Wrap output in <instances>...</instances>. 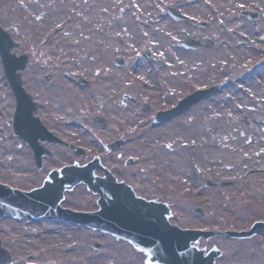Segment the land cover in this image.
Listing matches in <instances>:
<instances>
[{
	"label": "rangeland",
	"instance_id": "1",
	"mask_svg": "<svg viewBox=\"0 0 264 264\" xmlns=\"http://www.w3.org/2000/svg\"><path fill=\"white\" fill-rule=\"evenodd\" d=\"M174 1L0 0V24L15 41L11 50L16 54L28 53L22 76L23 85L39 102L34 113L64 139L79 143L85 149L84 154L73 155L62 144H49L56 149L55 154L47 157L40 169L34 168L28 145L11 130L9 111L14 97L0 59V181L28 188V184L36 182L34 179L46 173L50 166L72 159L83 161L99 152L107 140L125 135L130 141L127 145L139 146L144 155L154 154L155 174L161 177L162 187L170 188L174 183L179 190L191 185L193 204L201 199L199 204L205 214L195 215L181 202L177 211L193 225L241 229L255 218H264V181L245 180L241 171L244 159L224 151L220 145L223 139L237 138L240 145L251 146L259 136L256 128H264V69L249 70L250 63L264 54L260 33L250 32L248 35L253 36L256 46L249 44L242 49L235 45L237 39H242L235 32H218L224 39L229 34L235 38L231 49L176 48L174 38L182 36L181 28L189 32L192 25L174 20L165 11V5H172ZM218 1L233 3L237 0H178V7L194 20L223 18L231 26L239 22L235 3L230 9L213 10L211 6ZM255 1L256 5L262 3L259 0L247 3L253 8ZM160 16L168 18L169 32L164 28L147 27L149 19ZM215 29L219 31L217 26ZM198 31L200 37L205 33ZM120 37L123 39L119 40ZM146 47L154 57L163 58L165 64L152 65L144 54ZM225 54L232 59L228 60ZM117 56L126 62L119 68L113 64ZM225 58L230 70L220 67L221 59ZM133 61L146 65L154 82V92L147 89V83L128 74ZM184 63L197 83L209 82L216 72L217 75L233 72L238 86L245 78L254 79L253 76L258 75L260 79L253 81L257 84L253 83L250 96H238L237 90L230 92L233 86L226 85L217 95L186 114L151 123L154 110L170 105L177 94H185L186 73L181 69ZM42 72H51V79L41 80ZM79 76L88 80L87 86L78 84ZM106 81H109L107 87L104 86ZM226 98L230 100L227 111L221 106ZM143 102L149 104L148 110H143ZM259 104L263 111L247 115L258 110ZM96 115L106 119V127L94 124ZM244 120L249 121L248 124ZM102 159L106 163V157ZM260 164L264 165V157ZM192 169L197 170L198 178L189 182ZM175 175L174 182L170 181ZM205 176L217 180L218 186L204 188ZM42 181L39 178L37 184ZM76 188L81 189L83 185ZM0 221L22 222L14 217H3ZM16 226L23 228L26 224ZM17 235L24 264L28 259V229L23 232L18 229ZM199 243L206 247L219 246L222 250L217 257L219 264H261L264 258V232L243 239L215 234L200 238ZM83 258L77 264H82ZM113 260L114 264L122 263L120 258Z\"/></svg>",
	"mask_w": 264,
	"mask_h": 264
},
{
	"label": "flooded vegetation",
	"instance_id": "2",
	"mask_svg": "<svg viewBox=\"0 0 264 264\" xmlns=\"http://www.w3.org/2000/svg\"><path fill=\"white\" fill-rule=\"evenodd\" d=\"M247 1L248 0H237L233 3L231 1H226L225 3L218 1L215 4L218 10L221 11L225 7H233L234 3L235 6L239 3H243L246 6L245 10L255 13H242V11L237 8L239 22L234 27H230L229 24H220V21L216 19L209 20L205 18L206 23L200 28V30L205 33L201 34V37L204 39L206 37L212 39L213 44L210 49H219L220 41H226L228 43L222 46L224 48L231 49L233 46V39L235 38L231 37L229 34V36H226L227 38L224 39L220 37L221 33L218 32H235L236 35L240 34V32H246L243 39H237V41H235V45L239 49L249 47V44L255 46L256 41L252 42L253 36L250 37L248 35L250 32L254 34L260 32L261 39L264 40V0H259L262 3L258 1L260 6L256 5L257 2L255 1L253 3V8ZM247 16L253 18H247ZM186 22L193 25L189 20ZM216 26L219 28V31L215 29ZM191 32L199 31L194 28ZM224 68H226V66L223 67L222 70ZM188 74H190V76H188ZM175 79L178 80L177 77H175ZM187 80H189V83H186V86L197 81L191 70L187 72ZM230 81L231 79L229 82ZM253 83L257 84L253 82V80L249 81L243 79L242 84L239 86L236 84L234 88H236L235 90L237 91L241 88H245V90L250 93ZM197 85L196 87H203L207 84L200 82ZM220 87H222V85ZM194 88L195 86H189L188 90L192 91ZM202 100L203 99H200L198 102ZM259 106L261 107V105ZM259 111H263L262 108H260ZM129 142L130 141H123L117 149L110 151H104V149L101 148L100 152L106 157L105 164L108 166L112 176L115 177L116 180H122L126 185L130 186L132 191L129 193L130 195L128 194L123 198H116L114 196L116 191H112L103 184H99L98 187L91 189L85 187L81 189H66L62 192L59 199H46L47 204L45 206L52 208L48 202H54L58 207L62 208H69L76 211H94L99 206V197L101 193H104L110 202L122 201L127 204L125 208L129 207L132 210L138 208L139 205L144 206L146 203L148 207L150 206L153 207L154 210L157 209L160 211V202L163 201L170 212V221L177 223L181 227L193 226L189 220L184 218V216L177 211L180 205V203L178 205V202L186 203V206H189L193 211L194 204L191 189L186 188L187 185H184L183 189L181 188L178 190L174 183L170 188H165V186L162 187L160 184L161 177L159 174H155L157 166L154 154L144 155L143 152L139 150V146L133 144L131 146L127 145ZM44 143L47 145L46 142ZM42 145L44 144L42 143ZM66 148L70 149L67 146ZM28 149L30 150L29 145ZM28 154L30 156L32 155L31 150ZM128 157H131V159ZM94 175L102 177L104 174L100 170H97ZM175 179L176 175L173 177L172 181L174 182ZM34 180L36 181L37 179ZM36 184V182L28 184V187ZM130 189H128V191ZM139 197H142L144 200H140ZM186 201H188V205ZM35 207H39V209L34 211L32 215H28V220L22 219V222L0 221V255H3L4 258L8 260L6 264H22L20 246L17 242L19 240L17 235L18 229H21V232H23L24 229H28V264H77V261L80 260L81 257H84L82 264H114L113 258L122 259L121 264H145L143 263V252L136 249L130 239L125 237L118 238L117 235L112 232L97 228L93 223L78 221V219H75L72 212L66 214L61 213L63 216L57 214L59 211L51 215H46L42 213L40 205L36 204ZM112 217L113 215L111 214L110 219ZM113 219V221H109V225L111 226L115 223L116 217L114 216ZM17 223H24L26 227L20 228L16 226ZM97 243L98 246L96 247ZM109 245L112 246V248ZM114 245H118V248H113ZM66 252L67 254L69 253V257H66ZM24 264H27L26 260Z\"/></svg>",
	"mask_w": 264,
	"mask_h": 264
},
{
	"label": "water",
	"instance_id": "3",
	"mask_svg": "<svg viewBox=\"0 0 264 264\" xmlns=\"http://www.w3.org/2000/svg\"><path fill=\"white\" fill-rule=\"evenodd\" d=\"M190 44L195 45L196 43L191 42ZM11 46L12 41L9 35L0 28V52L3 57L5 72L16 96V107L12 117L13 127L17 133L26 141H29L32 147L36 149V141L39 137H42V139L50 137L44 133L46 130L38 122V118L31 115L32 110L35 108V103L20 84V70L24 67L27 56L26 54H21L17 57L13 55L10 56L8 50ZM208 46L209 44L207 47ZM115 63L120 65L121 60H117ZM263 63L264 61L258 65ZM16 69H18V71H16ZM81 83L85 84L86 82L81 80ZM196 93H199V91L186 95L178 101L175 107L157 111L155 116L156 119L162 120L168 118L178 111L185 109L194 100L200 97L197 96ZM146 107L147 106H145V108ZM95 119L96 121H102L99 117ZM37 161L40 163L38 157ZM96 166H98V157L90 159L83 165L73 163L72 165H64L60 168L51 169L43 185L29 192L31 193L29 196L28 191H21L11 188L4 183H0V216L12 214L26 216L28 218V214L39 209V207H35L37 203L35 202V204L31 201L34 197H38L41 200L42 197L44 199L60 195L63 189L71 187L80 180L86 182L88 187H93V184L97 185L102 181L103 183L105 182L112 191L121 189V185L116 184L110 178L105 177L104 180H100V178L95 177L92 171ZM105 173L107 174V170ZM206 185H215V183L206 179ZM36 190H38L37 193H35ZM44 203L45 202H42L40 204L43 213H52L55 211L56 205L54 203L51 202L50 204L52 208L46 207ZM136 209L138 212L125 211L124 208L115 209L118 210L116 212L112 210V213H117L116 215L119 216L117 220L120 222L116 223L113 228L104 229L122 234L139 235L147 240L149 238V243L135 242V244L146 251L148 254L147 259L150 262L160 264H216L214 258L220 254L219 249L213 247L205 252L204 247H199L195 243L190 244V240L196 241L200 235L204 234L208 236L213 233L212 231L196 228L180 229L175 224H170L166 221V211H161L160 218L152 216L150 219L148 215L151 213L155 214L152 209L146 206H139ZM195 211L199 212V209L196 208ZM110 213V210L105 205H102L100 210L95 212L90 219L95 221L97 225H100L106 222ZM130 213H133L134 216L132 218L128 216L129 218H127L126 215ZM146 213L147 217H141L143 219L142 221L139 214L141 216ZM262 230H264V221L256 220L248 230H225V233L236 236H248ZM262 264H264V260Z\"/></svg>",
	"mask_w": 264,
	"mask_h": 264
},
{
	"label": "bare ground",
	"instance_id": "4",
	"mask_svg": "<svg viewBox=\"0 0 264 264\" xmlns=\"http://www.w3.org/2000/svg\"><path fill=\"white\" fill-rule=\"evenodd\" d=\"M148 22H149V24H147L148 28H153V27H158L161 29L164 28L166 31L169 32L168 18L166 16L163 17L160 16L154 19L151 18L148 20ZM89 37H91V35H89ZM122 39H123L122 37L119 38V40ZM128 74L138 79H141L142 81L147 83L146 85L149 86L147 89H149L150 92H154V87H153L154 82L152 76L149 77V72L145 64L139 63V61H133L130 68L128 69ZM108 84L109 81L104 82V86L107 87ZM227 99L229 98L222 100L223 102L221 103V106L225 111H227L228 105L230 103V100ZM53 111L56 113V110ZM256 130L259 136H257L256 142L253 143L251 146L240 145L237 138L236 139L227 138V139H223V141L220 142L221 149H223L226 152L233 153L235 157H241L242 159H244V164L241 169L243 173L242 174L243 178L245 180H250L253 182H257L259 180L264 181V165L260 164L261 158L264 157V128L257 127ZM260 131L263 133L260 134ZM230 189L234 190L232 186Z\"/></svg>",
	"mask_w": 264,
	"mask_h": 264
}]
</instances>
